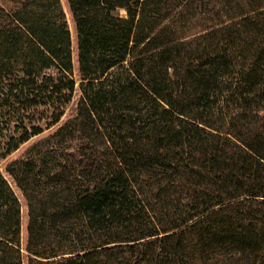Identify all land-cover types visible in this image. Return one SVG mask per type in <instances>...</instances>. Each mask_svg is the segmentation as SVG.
Segmentation results:
<instances>
[{
    "label": "trees",
    "instance_id": "obj_1",
    "mask_svg": "<svg viewBox=\"0 0 264 264\" xmlns=\"http://www.w3.org/2000/svg\"><path fill=\"white\" fill-rule=\"evenodd\" d=\"M0 264H264V0H0Z\"/></svg>",
    "mask_w": 264,
    "mask_h": 264
},
{
    "label": "rangeland",
    "instance_id": "obj_2",
    "mask_svg": "<svg viewBox=\"0 0 264 264\" xmlns=\"http://www.w3.org/2000/svg\"><path fill=\"white\" fill-rule=\"evenodd\" d=\"M65 10H66V8H65ZM67 18H69L68 17V14H67ZM69 20H70V18H69ZM72 29V28H71ZM72 31V30H71ZM72 39H73V41H74V34L72 33ZM76 99H77V95H75V97L72 99V101L69 103V105H68V107H67V109H66V112H65V114H64V116H63V119H66L67 117H70V116H72L73 114H74V112H75V108H76ZM115 173L117 174V175H120V174H123V170L120 168V167H118L116 170H115ZM23 234H24V232H23Z\"/></svg>",
    "mask_w": 264,
    "mask_h": 264
}]
</instances>
